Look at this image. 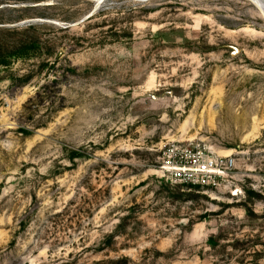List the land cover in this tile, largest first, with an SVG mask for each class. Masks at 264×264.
<instances>
[{
	"label": "rangeland",
	"instance_id": "obj_1",
	"mask_svg": "<svg viewBox=\"0 0 264 264\" xmlns=\"http://www.w3.org/2000/svg\"><path fill=\"white\" fill-rule=\"evenodd\" d=\"M0 264H264V0H0Z\"/></svg>",
	"mask_w": 264,
	"mask_h": 264
},
{
	"label": "built area",
	"instance_id": "obj_2",
	"mask_svg": "<svg viewBox=\"0 0 264 264\" xmlns=\"http://www.w3.org/2000/svg\"><path fill=\"white\" fill-rule=\"evenodd\" d=\"M235 160L199 144H172L163 150L156 173L172 185L219 189L234 179Z\"/></svg>",
	"mask_w": 264,
	"mask_h": 264
},
{
	"label": "trees",
	"instance_id": "obj_3",
	"mask_svg": "<svg viewBox=\"0 0 264 264\" xmlns=\"http://www.w3.org/2000/svg\"><path fill=\"white\" fill-rule=\"evenodd\" d=\"M191 190H197L199 189L198 187H189Z\"/></svg>",
	"mask_w": 264,
	"mask_h": 264
}]
</instances>
